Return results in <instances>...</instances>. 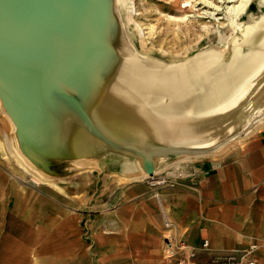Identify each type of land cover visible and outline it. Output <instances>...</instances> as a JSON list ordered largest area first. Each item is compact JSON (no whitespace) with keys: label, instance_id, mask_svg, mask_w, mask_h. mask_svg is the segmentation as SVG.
<instances>
[{"label":"crops","instance_id":"0c3cea01","mask_svg":"<svg viewBox=\"0 0 264 264\" xmlns=\"http://www.w3.org/2000/svg\"><path fill=\"white\" fill-rule=\"evenodd\" d=\"M248 48L237 30L210 51L229 60ZM205 59L198 65L209 66ZM236 72L237 80L245 76L242 68ZM89 80L88 86L71 79L61 86L104 139L57 95L43 98L18 135L17 149L33 167L76 182L63 180L64 194L44 185L35 192L1 184L0 264L209 263L251 242L260 244L255 256L264 264V72L253 89L244 79L233 104L211 113L147 104L114 90L116 80L107 73ZM248 117L261 127L241 139L239 148L222 151ZM148 163L153 177L145 171ZM71 187L78 193H69ZM165 235L185 249L175 248L170 257ZM203 240L207 245L201 248Z\"/></svg>","mask_w":264,"mask_h":264},{"label":"bare ground","instance_id":"6f19581e","mask_svg":"<svg viewBox=\"0 0 264 264\" xmlns=\"http://www.w3.org/2000/svg\"><path fill=\"white\" fill-rule=\"evenodd\" d=\"M252 2L253 5L261 3L262 7L264 6V0H225L227 16L224 20L215 16V11L221 10L219 5L210 0L195 2L213 10L202 12L217 24L211 30L208 29L209 25L203 24V28L207 30L206 35L215 33L218 36L217 41L226 43L236 30L243 33L249 44L247 53L229 60L209 50L196 52L189 60L177 64L163 63L140 54L137 42L129 39L126 34V27L130 26L135 31L142 50L153 47L145 41L143 30L134 19V0H40L39 41L34 44L29 40L27 44L32 47L34 45L45 71L60 85H65V81L71 79L82 86H88L90 78L94 81L100 74L107 73L116 80L114 90L129 91L147 104L156 107L167 105L177 109L198 107L209 113L218 112L219 109H226L233 104L235 92L242 87L244 79L252 87L264 72V14L249 22L251 17L247 11ZM122 5L125 6L124 18ZM183 6L191 4L187 2ZM195 6L194 4L193 7ZM191 46L182 47L177 54H186ZM154 49L163 55L170 54L162 48ZM201 59L207 60L209 66L198 65ZM187 68H195L200 73L197 76L195 69L190 70L189 76L182 79L181 73ZM241 68L245 76L237 80L235 73ZM32 73L33 77H25L20 84L17 80L18 87H13L16 89L12 88L11 94L8 90L10 88L4 85L3 99L6 101L8 112H2L9 119L12 130L19 128L24 132L26 119L28 120L30 115L28 111L37 113L40 98L44 97L38 91L47 89L50 94L53 93L35 76L33 69ZM37 83L41 86L38 87ZM32 90L35 92L31 93ZM126 99L132 101V98ZM35 124L32 125L34 131ZM250 125L248 117L241 131L246 132L245 129ZM233 137L238 139L239 131ZM3 149L5 154L34 180L52 185L56 190L65 193L59 185L62 181L45 177L35 167L30 171L24 163L27 160L8 145L6 134L3 135Z\"/></svg>","mask_w":264,"mask_h":264},{"label":"rangeland","instance_id":"374dc122","mask_svg":"<svg viewBox=\"0 0 264 264\" xmlns=\"http://www.w3.org/2000/svg\"><path fill=\"white\" fill-rule=\"evenodd\" d=\"M196 1L197 0H134V12H133L134 19L141 26L144 33L145 41L150 45V47H153V49L142 50L138 43V36L130 26L125 28V32L128 35L129 39H131L135 43L137 42L136 45L140 54H144L148 58L158 59L163 63H174V64L181 63L182 61L189 60L194 55V53L199 51H205V50L218 51L219 45L223 44L224 42L217 41L218 36L215 33H210L209 35H206L207 30L202 26L203 24H207L210 26L208 28L210 30L215 26H217V24H215V21L211 20L209 17H207L206 14L202 13L205 10L210 11L212 9L208 8L207 6H203V4H196L195 3ZM210 1L220 6L221 10L215 11L217 12L215 16L222 17L221 20H224L227 16L225 12V4H226L225 0H210ZM187 2H189L191 6L184 7L183 4ZM194 4L196 5L195 7H193ZM121 8L123 14L122 17L124 18L125 6L122 5ZM247 12L250 14L251 17L249 22H252L258 19L262 15V13L264 12V6L262 7L261 3H254L253 5L252 2ZM199 16H201L202 18ZM232 35L233 34H231V36ZM185 46H191V49L188 50L186 54L178 55L177 52H179L180 49ZM154 48H162L167 52H169L170 54L163 55ZM50 76L52 75L50 74ZM33 83L35 84L36 82ZM44 90H45V95L44 97L40 98L41 100L39 102H44V99H46L45 96L46 97L53 96L52 95L53 93L50 94V92H48L47 89ZM0 98H1V106H2V107L0 106V186L6 180L10 183H13L15 187L22 186L29 190H33L37 192V189L42 190V186L44 185V187L49 192L57 193L58 191L52 185L36 181L31 177L29 173L22 171L19 168V166L13 160H11V158L10 159L8 158L7 154H5L4 149H3L4 154L2 153L1 145L4 134H6L8 145L13 147L19 153L17 149V140H18V135L22 133V131L19 128L14 130L11 129V124L9 119L5 115H3L2 112L3 110L8 112L7 105L1 96ZM28 112L30 113V115H28V118L36 114V111H32V112L28 111ZM260 127H261L260 125L257 126L252 124L247 129H245L246 132L239 131V133L242 132L244 133L240 134V137L238 139L236 138H234L233 140L231 139L226 144H224L222 151L224 150L226 152L233 150L235 147L239 148V146H241V143H239L241 139H243L246 135L254 132L256 129H259ZM5 155L12 162H10ZM24 163L26 164L28 169L32 171L33 166L27 161H25ZM44 176L48 177L46 175ZM53 178L57 179V181L64 180L65 182V180H67L65 178H56V177ZM71 181L76 182V178L74 177V179H69L66 182H71ZM100 183H101L100 179L94 182L96 186H99ZM63 184L64 183H61L59 185L60 187L63 188L65 192ZM21 190L14 191V196H16L15 198L16 201L19 200V196L21 195ZM73 191L76 190L71 187L68 192L71 193L72 195L74 193H78ZM59 193L62 192L59 191ZM80 194L83 196V192H81ZM33 198L34 197H30L29 200H32ZM76 229L79 235L82 230V227L77 226ZM164 238L165 240L169 239V237L166 235L164 236ZM251 243L257 245L253 251V258L255 259V264H258L257 258L255 256V250L260 246V244L256 242H251ZM240 264H247V263L245 260H243Z\"/></svg>","mask_w":264,"mask_h":264},{"label":"water","instance_id":"95a60500","mask_svg":"<svg viewBox=\"0 0 264 264\" xmlns=\"http://www.w3.org/2000/svg\"><path fill=\"white\" fill-rule=\"evenodd\" d=\"M39 2L40 0H0V96L5 99L4 85L10 88L8 90L11 94V89L18 87L17 80L20 84L22 79L24 80L30 74L33 77V69L35 76L45 87L66 100L76 110L87 128L99 138L104 139L86 116L78 101L45 71L34 45L32 47L27 44L29 40L34 44L39 41L41 13ZM32 89L36 88L32 87ZM33 92L35 91L32 90L31 93ZM38 93L44 96L45 90ZM145 171L148 176L153 177L154 170L151 163L146 164Z\"/></svg>","mask_w":264,"mask_h":264},{"label":"built area","instance_id":"2783aa9c","mask_svg":"<svg viewBox=\"0 0 264 264\" xmlns=\"http://www.w3.org/2000/svg\"><path fill=\"white\" fill-rule=\"evenodd\" d=\"M206 245V240H203L200 244V247L204 248L206 247ZM256 246V244L250 243L246 248L243 249V251L238 252L232 250L227 254H218L211 257L209 263L194 262L193 264H240L243 260H245L247 264H255V259L253 258V251ZM164 248L165 250H167V253L170 257L173 255V250H175V248H180L182 250L185 249L180 243L173 244L171 239L165 240ZM192 257H194V252L190 250L188 252V258L191 259ZM178 263L183 264V260L181 259L180 261H178Z\"/></svg>","mask_w":264,"mask_h":264}]
</instances>
